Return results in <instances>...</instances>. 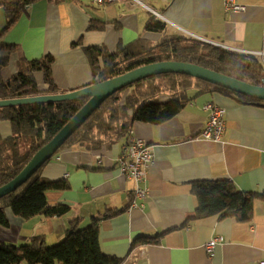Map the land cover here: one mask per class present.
<instances>
[{
	"label": "crops",
	"instance_id": "0c3cea01",
	"mask_svg": "<svg viewBox=\"0 0 264 264\" xmlns=\"http://www.w3.org/2000/svg\"><path fill=\"white\" fill-rule=\"evenodd\" d=\"M236 3L243 11H226L224 0H35L19 9L7 30L0 6V42L13 45L11 54L0 50V59H6L0 78L8 81L21 62L50 56L58 93H68L93 84L87 49L98 48L119 60L123 49L138 40L156 44L175 34L252 55L264 67V0ZM151 20L162 23L164 31H146ZM36 79L44 89L41 74ZM207 102L225 111V130L217 142L201 137L206 123L201 108ZM131 130L151 146L154 159L142 199L135 197L134 183L118 167L127 139L98 152L72 146L39 170L40 179L66 184L63 191L48 192L46 200L67 212L23 220L6 209L9 224L0 226V243L19 247L38 237L54 246L71 224L84 229L97 217L100 250L119 264L264 263V203L254 204L250 223L217 216L190 220L196 208L190 193L195 181L225 179L243 193L264 192V107L217 93H194L169 120L159 125L136 122ZM10 133V124L0 121V136ZM139 236H159L158 244L132 248ZM217 237L222 242L209 252L207 244Z\"/></svg>",
	"mask_w": 264,
	"mask_h": 264
},
{
	"label": "trees",
	"instance_id": "16d2710c",
	"mask_svg": "<svg viewBox=\"0 0 264 264\" xmlns=\"http://www.w3.org/2000/svg\"><path fill=\"white\" fill-rule=\"evenodd\" d=\"M34 1L0 0L7 16L5 30L14 24L19 9ZM145 30L162 33L164 25L151 20ZM0 50L11 54L13 45L0 42ZM87 53L95 71L93 84L163 61L193 64L256 86H261L264 80V67L256 57L229 52L179 34L164 35L156 44L138 40L123 49V58L119 60L116 55H109L98 48H89ZM5 65L6 59H0V68ZM52 65L50 56L17 64V72L8 81L0 78V100L59 94L52 78ZM37 74H41L44 89L39 88ZM194 93H217L245 105L264 104L189 76L157 75L138 81L107 98L58 151L72 146L97 152L110 148L126 140L136 122L159 125L169 120L190 101ZM85 102L86 99H82L0 108V121L8 122L11 127L8 137L0 136V187L27 165ZM39 170L14 192L0 199V226L7 227L9 224L6 209L23 220L37 215L60 217L67 212V207L49 206L46 200L48 192L63 191L67 188L66 184L40 179ZM190 193L196 200L195 212L190 220L217 216L241 224L250 223L254 204L264 203V192L243 193L225 179L195 181ZM98 222L99 218L93 217L91 225L84 229L71 224L63 240L54 246H46L38 237L19 247L0 243V264H119V260L108 257L100 250ZM158 237L139 236L131 247L156 245Z\"/></svg>",
	"mask_w": 264,
	"mask_h": 264
},
{
	"label": "water",
	"instance_id": "95a60500",
	"mask_svg": "<svg viewBox=\"0 0 264 264\" xmlns=\"http://www.w3.org/2000/svg\"><path fill=\"white\" fill-rule=\"evenodd\" d=\"M163 74L189 76L264 103V80L261 86H256L200 66L173 61L144 65L109 80L90 84L68 93L0 100V108H5L86 99L85 104L46 145L32 156L27 165L12 180L0 187V199L26 183L46 162L51 160L65 141L107 98L138 81ZM257 106L264 107V104H257Z\"/></svg>",
	"mask_w": 264,
	"mask_h": 264
},
{
	"label": "built area",
	"instance_id": "2783aa9c",
	"mask_svg": "<svg viewBox=\"0 0 264 264\" xmlns=\"http://www.w3.org/2000/svg\"><path fill=\"white\" fill-rule=\"evenodd\" d=\"M99 4H111L117 0H94ZM226 11L240 12L243 7L236 3V0H224ZM206 114V123L201 137L205 140L220 141L225 130V111L214 102H207L202 106ZM153 153L150 145L137 138L132 130L129 131L127 142L122 155L118 159L120 173L134 183V194L142 199L146 193V178L149 167L153 164ZM66 176H64L65 178ZM222 242L221 237L214 238L207 244V250L211 252L214 247ZM264 264V263H261Z\"/></svg>",
	"mask_w": 264,
	"mask_h": 264
}]
</instances>
